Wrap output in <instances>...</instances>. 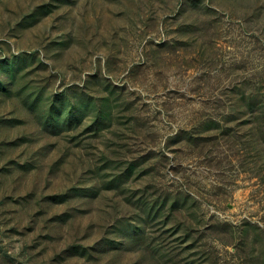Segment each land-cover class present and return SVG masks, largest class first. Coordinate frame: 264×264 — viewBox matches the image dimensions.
I'll return each mask as SVG.
<instances>
[{
	"label": "rangeland",
	"instance_id": "374dc122",
	"mask_svg": "<svg viewBox=\"0 0 264 264\" xmlns=\"http://www.w3.org/2000/svg\"><path fill=\"white\" fill-rule=\"evenodd\" d=\"M0 264H264V0H0Z\"/></svg>",
	"mask_w": 264,
	"mask_h": 264
}]
</instances>
